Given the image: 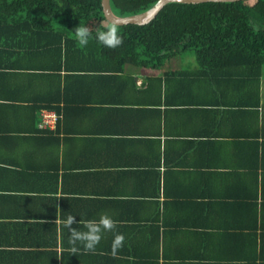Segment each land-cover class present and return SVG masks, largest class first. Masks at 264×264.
<instances>
[{
    "label": "crops",
    "instance_id": "1",
    "mask_svg": "<svg viewBox=\"0 0 264 264\" xmlns=\"http://www.w3.org/2000/svg\"><path fill=\"white\" fill-rule=\"evenodd\" d=\"M2 62L0 264H264V70L257 108H231L235 92L200 75L165 84L128 64L71 72L57 111L38 106L53 72ZM104 212L118 256L113 232L73 253L63 220Z\"/></svg>",
    "mask_w": 264,
    "mask_h": 264
},
{
    "label": "trees",
    "instance_id": "2",
    "mask_svg": "<svg viewBox=\"0 0 264 264\" xmlns=\"http://www.w3.org/2000/svg\"><path fill=\"white\" fill-rule=\"evenodd\" d=\"M155 1L110 0V5L116 14L126 15ZM109 23L101 0H0V60H6L0 62L53 72L57 76L53 85L45 84L52 93H43L44 102L38 106L57 111L61 100L66 102L71 72L117 74L128 64L146 72L160 69L163 80H158L165 84L173 80L181 84L191 75H200L207 83L212 80L215 89L235 92L231 108L245 110L260 104L264 0L169 1L147 23L115 24L123 39L116 49L105 48L94 38L96 30ZM81 25L93 32L86 47L74 36ZM186 53L194 55L195 65L163 69L167 60ZM222 102L227 103L224 98ZM47 129L51 128L43 130Z\"/></svg>",
    "mask_w": 264,
    "mask_h": 264
},
{
    "label": "clouds",
    "instance_id": "3",
    "mask_svg": "<svg viewBox=\"0 0 264 264\" xmlns=\"http://www.w3.org/2000/svg\"><path fill=\"white\" fill-rule=\"evenodd\" d=\"M74 36L80 46L86 47L93 38V32L88 26L81 25L75 28ZM94 38L100 45L109 49H116L123 44L118 27L113 23L97 29ZM77 224L78 221L71 214L63 220V226L68 229L69 243L72 245L73 253L80 250L77 247L79 245L86 253L95 254L97 246L104 238V233L113 232L111 255L118 256L119 250L124 246L125 237L122 233L115 231L117 224L107 212L101 213L97 219L84 221L82 228L73 226Z\"/></svg>",
    "mask_w": 264,
    "mask_h": 264
},
{
    "label": "water",
    "instance_id": "4",
    "mask_svg": "<svg viewBox=\"0 0 264 264\" xmlns=\"http://www.w3.org/2000/svg\"><path fill=\"white\" fill-rule=\"evenodd\" d=\"M169 1H179L186 3H196L203 1H231V0H156L150 7L140 12L118 15L116 14L110 5V0H101V6L104 17L114 24H125V23H138L144 24L150 21L158 11Z\"/></svg>",
    "mask_w": 264,
    "mask_h": 264
},
{
    "label": "rangeland",
    "instance_id": "5",
    "mask_svg": "<svg viewBox=\"0 0 264 264\" xmlns=\"http://www.w3.org/2000/svg\"><path fill=\"white\" fill-rule=\"evenodd\" d=\"M190 52V51H189ZM167 64H164V67L163 68H167L169 66H187V67H190V66H193L195 65V58H194V55L193 54H179L177 56H174L172 58H170L169 60L166 61Z\"/></svg>",
    "mask_w": 264,
    "mask_h": 264
},
{
    "label": "built area",
    "instance_id": "6",
    "mask_svg": "<svg viewBox=\"0 0 264 264\" xmlns=\"http://www.w3.org/2000/svg\"><path fill=\"white\" fill-rule=\"evenodd\" d=\"M58 117V114L56 113V111H51V110H44L42 113V119L39 122V125L41 127H47V126H51L53 123L56 122Z\"/></svg>",
    "mask_w": 264,
    "mask_h": 264
}]
</instances>
